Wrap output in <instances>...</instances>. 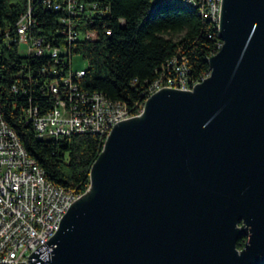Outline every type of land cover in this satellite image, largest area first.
I'll return each instance as SVG.
<instances>
[{
    "label": "water",
    "instance_id": "water-1",
    "mask_svg": "<svg viewBox=\"0 0 264 264\" xmlns=\"http://www.w3.org/2000/svg\"><path fill=\"white\" fill-rule=\"evenodd\" d=\"M219 37L194 90L162 88L112 128L30 264L264 261V0H222Z\"/></svg>",
    "mask_w": 264,
    "mask_h": 264
},
{
    "label": "trees",
    "instance_id": "trees-1",
    "mask_svg": "<svg viewBox=\"0 0 264 264\" xmlns=\"http://www.w3.org/2000/svg\"><path fill=\"white\" fill-rule=\"evenodd\" d=\"M96 1L102 14L78 16L83 37L72 51L87 60L86 73L78 82L83 90L100 91L115 100H123L134 111H140L149 81L160 73L161 66L175 54L189 59L190 75L199 78L209 68V58L218 50L217 23L203 18L198 10L183 0H81ZM29 6V0H0V100L8 124L19 134L29 154L45 169L46 177L75 193L85 192L91 183V169L104 148L107 136L95 132H79L68 137H38L26 122L25 108L33 103L51 105L52 94H43L37 85L27 86V93L12 91V83L23 63L33 69L53 65L49 57H27L19 53L16 43L6 42L7 31ZM39 25L35 34L56 38L66 45L63 28L64 10H55L42 0L34 2ZM122 18L125 22L122 23ZM87 30H97L96 39L84 37ZM61 66V64H59ZM66 68V67H65ZM44 77V76H43ZM42 83V77L35 76ZM46 109H42L44 111ZM246 235L238 241L243 248ZM264 264V261L258 263Z\"/></svg>",
    "mask_w": 264,
    "mask_h": 264
},
{
    "label": "built area",
    "instance_id": "built-area-1",
    "mask_svg": "<svg viewBox=\"0 0 264 264\" xmlns=\"http://www.w3.org/2000/svg\"><path fill=\"white\" fill-rule=\"evenodd\" d=\"M36 1L39 0H29L28 9L20 15L13 33L5 34L6 42L16 43L21 55L46 56L54 62L35 69L23 63L11 87L15 93H27V86L37 85L43 94H52L50 107L33 103L30 97L25 108L26 122L33 126L36 135L62 138L90 131L108 136L117 123L139 115L144 105L140 111H134L123 100L112 99L100 91L83 90L78 80L87 66L77 70L73 67L71 45L83 37L76 18L83 13L89 17L102 14L103 6L96 1L42 0L65 12L60 20L63 28L55 32L56 36L67 35L64 46L55 37L35 34L34 27L39 25L34 11ZM183 1L196 8L203 18L217 23L219 30L222 0ZM97 33L87 30L84 37L96 39ZM222 45L221 40L216 52ZM160 69L144 90L146 99L165 87L194 90L211 74L210 67L199 78L191 76L189 59L184 54L173 55ZM35 76L42 77V83ZM43 108L46 110L42 111ZM83 193H75L46 177L43 166L29 154L17 131L5 119L0 100V264H30V254L55 235L63 216Z\"/></svg>",
    "mask_w": 264,
    "mask_h": 264
},
{
    "label": "rangeland",
    "instance_id": "rangeland-1",
    "mask_svg": "<svg viewBox=\"0 0 264 264\" xmlns=\"http://www.w3.org/2000/svg\"><path fill=\"white\" fill-rule=\"evenodd\" d=\"M88 65V60L81 54L76 52L73 55V67L75 70L84 68Z\"/></svg>",
    "mask_w": 264,
    "mask_h": 264
}]
</instances>
